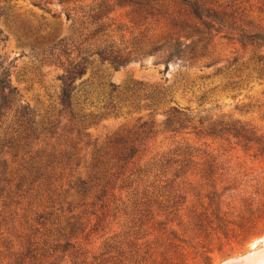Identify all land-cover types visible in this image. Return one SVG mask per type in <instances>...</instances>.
<instances>
[{"label":"trees","instance_id":"1","mask_svg":"<svg viewBox=\"0 0 264 264\" xmlns=\"http://www.w3.org/2000/svg\"><path fill=\"white\" fill-rule=\"evenodd\" d=\"M57 3L71 21L68 36L61 37L55 29L46 37L47 62L62 71L58 110L37 122L10 81L12 61L0 62V260L14 257L23 247L28 254L29 235L65 237L70 225L64 227L63 222L73 204L79 207L89 199L92 206L110 202L121 199L122 192L128 200L141 201L143 187H213L214 143H203L201 149L193 139L233 140L235 145L255 139L239 121L224 115H188L186 109L171 105L163 87L142 82L108 85V93L96 96L104 107L86 112L90 93L78 97L75 82L85 73L90 56L114 70L153 52L164 53L168 61L209 60L204 67H210L216 64V39L264 53V0ZM116 9L127 12L120 15ZM122 22L125 30L120 29ZM236 62L226 61L217 73ZM253 62L258 73H264V58L256 56ZM122 108L145 113L103 142L92 140L89 129L96 119L117 115ZM159 136L169 143L146 159ZM13 259L11 263L22 264Z\"/></svg>","mask_w":264,"mask_h":264},{"label":"rangeland","instance_id":"2","mask_svg":"<svg viewBox=\"0 0 264 264\" xmlns=\"http://www.w3.org/2000/svg\"><path fill=\"white\" fill-rule=\"evenodd\" d=\"M116 10L120 15L127 12ZM66 13L57 0H0V62L12 61L10 81L36 114L37 122L58 110L62 71L47 62L46 37L55 29L61 37L69 35L71 21ZM126 27L125 22L120 24V29ZM212 48L216 64L210 67H204L209 60L195 64L168 61L164 53L153 52L114 70L90 56L85 73L75 84L78 97L90 93L86 112L104 107L96 96L108 93V85L119 88L142 82L163 87L171 105L186 109L188 115H224L239 121L244 132L254 135L253 142L235 145L233 140L193 139L201 149H205L203 143H214L213 187H143L141 201L128 200L122 192L121 199L110 202L92 206L89 199L79 207L73 204L63 222L64 227L70 225L65 237L29 235V252L24 247L16 251V261L223 264L264 247V153L256 152L264 150V73H258L253 62L256 56L264 58V53L218 39ZM234 59L237 62L229 69L217 73ZM143 113L122 108L117 115L97 118L89 129L91 139L101 143L130 127ZM162 140L159 136L156 144H150L146 159L165 149L169 142ZM14 257L2 256L0 264H13Z\"/></svg>","mask_w":264,"mask_h":264},{"label":"bare ground","instance_id":"3","mask_svg":"<svg viewBox=\"0 0 264 264\" xmlns=\"http://www.w3.org/2000/svg\"><path fill=\"white\" fill-rule=\"evenodd\" d=\"M262 263H264V250L254 251L250 258L245 259V261L242 262V264H262Z\"/></svg>","mask_w":264,"mask_h":264},{"label":"water","instance_id":"4","mask_svg":"<svg viewBox=\"0 0 264 264\" xmlns=\"http://www.w3.org/2000/svg\"><path fill=\"white\" fill-rule=\"evenodd\" d=\"M263 249H264V247L261 248V249H258V250L261 251ZM252 253H253V251L249 252V253L241 256V257H238V258H235V259H230V260L224 262L223 264H242V262L245 261V259H248V258H250L252 256Z\"/></svg>","mask_w":264,"mask_h":264}]
</instances>
